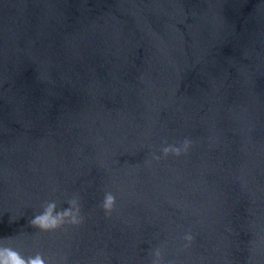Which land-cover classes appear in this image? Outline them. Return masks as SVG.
I'll list each match as a JSON object with an SVG mask.
<instances>
[{"label":"water","instance_id":"obj_1","mask_svg":"<svg viewBox=\"0 0 264 264\" xmlns=\"http://www.w3.org/2000/svg\"><path fill=\"white\" fill-rule=\"evenodd\" d=\"M0 246L264 264V0H0Z\"/></svg>","mask_w":264,"mask_h":264},{"label":"clouds","instance_id":"obj_2","mask_svg":"<svg viewBox=\"0 0 264 264\" xmlns=\"http://www.w3.org/2000/svg\"><path fill=\"white\" fill-rule=\"evenodd\" d=\"M191 147V141L185 140L183 143V150L180 147L168 146L162 149L164 156L167 157L169 154H175L176 156L182 155V151L186 152ZM159 160L160 157H155ZM70 207L62 211H57V204L55 202H49L46 204L43 213L35 215L33 219L30 220V224L42 231H53L66 222L73 225H79L82 223L81 209L79 200L74 198L68 201ZM116 205V197L108 192L105 194L104 201L102 203V208L106 213H111L114 211ZM189 243L194 240L191 234L184 237ZM156 259L153 264H163L162 253L160 250L155 252ZM0 264H48V261L41 254H36L34 257L28 256L24 257L20 252L14 250L11 247L0 246Z\"/></svg>","mask_w":264,"mask_h":264}]
</instances>
